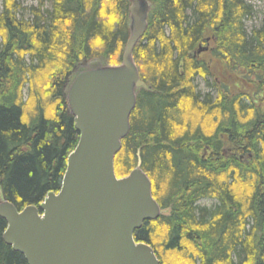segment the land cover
Returning <instances> with one entry per match:
<instances>
[{
    "label": "trees",
    "instance_id": "1",
    "mask_svg": "<svg viewBox=\"0 0 264 264\" xmlns=\"http://www.w3.org/2000/svg\"><path fill=\"white\" fill-rule=\"evenodd\" d=\"M149 1L133 52L147 87L115 169L128 175L140 150L163 212L135 238L161 264H264V22L249 30L248 0ZM130 4L38 0L27 18L19 0H4L0 187L19 210L60 190L80 138L68 88L87 62L122 63ZM204 199L216 204L202 207ZM6 228L0 216V264H29L4 240Z\"/></svg>",
    "mask_w": 264,
    "mask_h": 264
},
{
    "label": "water",
    "instance_id": "2",
    "mask_svg": "<svg viewBox=\"0 0 264 264\" xmlns=\"http://www.w3.org/2000/svg\"><path fill=\"white\" fill-rule=\"evenodd\" d=\"M130 34L118 65L92 63L68 88V104L80 138L68 156L62 186L39 206L19 210L0 187L4 240L29 264H161L154 248L135 232L163 212L152 181L137 166L118 177L115 158L131 130L140 88H146L134 49L148 27L149 0H130ZM206 50L200 47L199 52Z\"/></svg>",
    "mask_w": 264,
    "mask_h": 264
},
{
    "label": "rangeland",
    "instance_id": "3",
    "mask_svg": "<svg viewBox=\"0 0 264 264\" xmlns=\"http://www.w3.org/2000/svg\"><path fill=\"white\" fill-rule=\"evenodd\" d=\"M251 3H253L255 5L256 8V15L254 20H250L248 21V28L249 30H251L252 27H258L259 25H261L264 22V0H248ZM3 2L4 0H0V9H3ZM19 3L21 4V13L20 15H25L27 18L30 17V10L29 8L33 7V6H37L38 5V0H19ZM51 3L49 1H47L46 4V8L50 7ZM203 48H206V50L209 49L208 45L204 44L203 46H201ZM0 48H1V39H0ZM204 56L206 58L209 57V54H207V51H204ZM202 53V52H201ZM96 61L93 62H87L86 63V69L92 64L95 63ZM196 84L198 85V89L204 93L206 92H210L211 89H209L206 86L205 81L202 78H197L196 79ZM25 96H28V89H25ZM200 206L202 207H212L216 204V201L213 199H204L200 201Z\"/></svg>",
    "mask_w": 264,
    "mask_h": 264
},
{
    "label": "bare ground",
    "instance_id": "4",
    "mask_svg": "<svg viewBox=\"0 0 264 264\" xmlns=\"http://www.w3.org/2000/svg\"><path fill=\"white\" fill-rule=\"evenodd\" d=\"M130 13V12H129ZM130 15V14H129Z\"/></svg>",
    "mask_w": 264,
    "mask_h": 264
}]
</instances>
